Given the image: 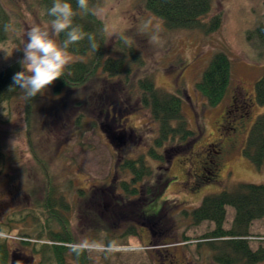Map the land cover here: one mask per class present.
I'll list each match as a JSON object with an SVG mask.
<instances>
[{"label":"rangeland","instance_id":"obj_1","mask_svg":"<svg viewBox=\"0 0 264 264\" xmlns=\"http://www.w3.org/2000/svg\"><path fill=\"white\" fill-rule=\"evenodd\" d=\"M210 1L211 13L202 24L223 17L221 28L212 33L202 27L169 28L147 11L145 0H103L97 16L106 25L108 58L118 57L119 39L136 56L126 53L129 84L124 83L126 77L108 79L100 74L86 86L58 96L50 86L34 103L31 134L23 98L0 106V167L5 166L0 175V240L7 241L10 264H58L51 253L43 252L52 244L49 236L36 231L46 220V189L32 144L48 165L55 198L65 204L58 209L69 219L74 243L88 238L102 244L87 252L91 264H216L217 252L211 248L220 243L206 237L214 224L193 226L182 211H193L205 197L240 184L264 186V169L258 172L243 155L254 124L264 115L255 96L264 77V50L248 36L264 24V0ZM3 2L22 17L18 32L35 24L50 25L39 18L38 0ZM18 38L19 43L0 45V72L22 59L18 49L23 39ZM218 54L230 61L231 84L222 104L212 108L196 86ZM145 78L160 91L180 96L185 119L195 132L185 148L174 151L173 143L156 148L164 162L147 156L155 146L158 124L138 100L137 82ZM142 156L155 181H169L142 216L154 222L162 212L164 219L157 236L136 225L138 236L130 238L120 224L112 229L99 224L95 219L99 203L92 201L91 192L129 181L130 175L119 172L118 162ZM108 204L112 206L111 201ZM234 217L235 210L227 208L226 229ZM250 233L252 249L264 247V221L255 222ZM64 264L76 263L67 257Z\"/></svg>","mask_w":264,"mask_h":264},{"label":"trees","instance_id":"obj_2","mask_svg":"<svg viewBox=\"0 0 264 264\" xmlns=\"http://www.w3.org/2000/svg\"><path fill=\"white\" fill-rule=\"evenodd\" d=\"M102 1L90 0V4L99 7ZM52 2L53 0H38L37 3L39 18L47 24H50L52 19L47 15V9L52 6ZM70 2L75 8L76 0H70ZM145 7L147 11L172 29L192 30L202 27L206 29L207 33H212L218 31L223 23V17L219 15L208 24H202V21L211 13L210 0H145ZM21 18L19 15L15 16L3 0H0V45L8 42H20L17 32L22 28ZM74 23L82 26L85 32L94 35L96 47L92 48L87 38L70 46L69 51L75 60L68 67L65 75L52 85L53 96L82 88L97 79L100 74L107 75L108 79L126 77L127 81L124 83L129 84L131 70L126 69V53L130 58H133L135 56L133 50H130L125 43H121V39H119L117 43L120 48L118 57L108 58L104 21L97 15L78 14ZM5 25H10L8 31H5ZM248 36L264 50V24L256 31L249 33ZM63 38L61 35L57 39L62 40ZM135 64L139 65V61H135ZM20 70V63L17 62L0 72V106L23 98L26 102L30 133L32 131L31 116L37 97L25 99L19 89H10L13 74ZM230 84V61L226 55L218 54L211 61L196 88L207 104L216 108L228 95ZM137 88L139 102L151 112L153 120L158 124L155 146L149 150L147 156L164 162V157L158 154L156 148L163 147L167 143L175 145L174 148L172 147L174 151L185 148L194 139L195 132L190 130L185 119L183 101L180 96L160 91L150 78L140 79L137 82ZM255 96L257 104L264 107V77L256 85ZM109 111L108 109L107 112L109 113ZM80 119L81 115L77 121ZM32 143L30 141V144ZM31 148L35 165L45 180L46 193L43 198L45 201L43 210L46 220L36 228V231L39 232V236L47 233L52 244L45 246L43 252L51 253L58 264H64L67 257L75 261L76 264H91L87 252L79 257L71 252L70 245L75 240L71 234L70 222L58 209V207L63 209L65 204L54 196L56 190L51 187L48 165L36 155L35 150L33 151V144ZM243 155L258 172L263 171L264 115L258 117L254 124ZM4 169L5 166L0 167V175ZM118 170L121 174L130 175V180L122 181L118 186L101 187L91 192L92 201L99 203L97 208L100 215H94L95 219L105 228L108 226L112 229L120 224L119 227L127 228L124 234L130 238L138 236L136 225H144L151 232L152 237L157 236L161 232L159 228H161V222L164 219L162 212L154 222H151L143 218L142 211L164 194L169 181L162 178L155 181V173L147 165L145 156L140 157L137 161L130 159L119 161ZM118 191L124 192L123 195L118 194ZM80 194L83 198L84 193ZM108 201H111L112 206H109ZM227 208L235 210V217L230 229H226L225 226ZM68 210H70L69 207L66 211ZM182 214L189 219L193 226H199L205 222L214 224V230L206 237L212 241L211 243L215 241L220 243L212 245L211 248L217 252L215 254L217 256L214 258L216 264H264V247L261 246L257 250H253L250 243L253 239L250 233L253 224L257 221H264L263 185L240 184L231 191L224 190L216 195L205 197L199 208L190 212L182 211ZM10 262L11 254L7 241L0 240V264H10Z\"/></svg>","mask_w":264,"mask_h":264},{"label":"clouds","instance_id":"obj_3","mask_svg":"<svg viewBox=\"0 0 264 264\" xmlns=\"http://www.w3.org/2000/svg\"><path fill=\"white\" fill-rule=\"evenodd\" d=\"M102 11L98 6L90 4V0H76V7L70 0H53L47 9L51 17L50 25H32L24 32H17L23 39V57L19 61L21 70L14 73L10 85L19 89L25 99H33L47 91L55 81L65 75L68 67L73 63L69 48L85 38L92 48L96 47L95 37L83 30L82 26L74 23L78 14L98 15ZM10 25H5V31ZM63 35L62 40L57 38ZM102 247V244L83 238L70 245V250L77 257L85 252H92ZM113 247L112 244L108 245Z\"/></svg>","mask_w":264,"mask_h":264}]
</instances>
